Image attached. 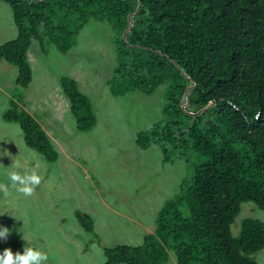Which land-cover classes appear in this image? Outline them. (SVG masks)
<instances>
[{
  "label": "trees",
  "instance_id": "obj_1",
  "mask_svg": "<svg viewBox=\"0 0 264 264\" xmlns=\"http://www.w3.org/2000/svg\"><path fill=\"white\" fill-rule=\"evenodd\" d=\"M1 1L16 34L0 44V60L15 66L16 85L31 80L32 41L41 52L47 44L65 52L87 21L104 20L114 52L111 95L164 87L159 118L134 142L156 144L161 162L176 151L190 176L161 204L152 232L137 245L103 247L102 264H167V251L176 264H258L250 254L264 246V222L243 218L236 236L229 225L241 202L264 212V0ZM58 83L75 128L92 127L76 82L62 75ZM8 105L2 119L17 123L27 147L55 161L39 123L15 101ZM74 215L92 233L90 216Z\"/></svg>",
  "mask_w": 264,
  "mask_h": 264
},
{
  "label": "rangeland",
  "instance_id": "obj_2",
  "mask_svg": "<svg viewBox=\"0 0 264 264\" xmlns=\"http://www.w3.org/2000/svg\"><path fill=\"white\" fill-rule=\"evenodd\" d=\"M15 34L10 7L0 0V44ZM26 57L31 69L26 87L14 83L15 66L0 60V182L9 183L6 173L14 161L21 163V172L36 168L43 179L31 197L11 188L7 196L0 193V226L11 230L7 240H0V252L33 246L48 254V264H102L103 247L137 245L151 233L161 204L190 176L176 151L161 162L156 144L141 148L134 142L137 132L159 118L164 87L149 94L111 95L106 80L114 52L104 20L87 21L65 52L51 44L41 52L32 41ZM62 75L72 78L89 100L95 121L85 131L75 128L58 83ZM9 100L39 123L57 152L55 161L27 147L17 123L2 119ZM75 210L90 216L92 233L80 227ZM243 218L264 222V212L251 201L241 202L229 225L233 236ZM250 256L264 264V246ZM166 263L176 264L171 251Z\"/></svg>",
  "mask_w": 264,
  "mask_h": 264
},
{
  "label": "clouds",
  "instance_id": "obj_3",
  "mask_svg": "<svg viewBox=\"0 0 264 264\" xmlns=\"http://www.w3.org/2000/svg\"><path fill=\"white\" fill-rule=\"evenodd\" d=\"M21 163L14 161L11 171L6 173L8 184L0 182V193L5 196L9 194L10 188L24 197L34 195L36 188L41 184L42 176L36 168H24L21 172ZM39 168V165H37ZM11 230L8 227L0 226V240H7ZM49 256L46 252L33 246L24 247L23 252H15L11 248H4L0 252V264H48Z\"/></svg>",
  "mask_w": 264,
  "mask_h": 264
},
{
  "label": "crops",
  "instance_id": "obj_4",
  "mask_svg": "<svg viewBox=\"0 0 264 264\" xmlns=\"http://www.w3.org/2000/svg\"><path fill=\"white\" fill-rule=\"evenodd\" d=\"M149 232V231H148Z\"/></svg>",
  "mask_w": 264,
  "mask_h": 264
}]
</instances>
